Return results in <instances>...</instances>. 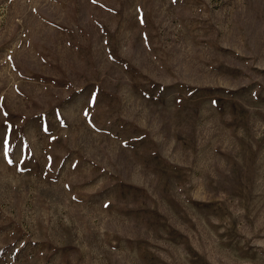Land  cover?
<instances>
[{"label":"rangeland","instance_id":"obj_1","mask_svg":"<svg viewBox=\"0 0 264 264\" xmlns=\"http://www.w3.org/2000/svg\"><path fill=\"white\" fill-rule=\"evenodd\" d=\"M0 264H264V0H0Z\"/></svg>","mask_w":264,"mask_h":264}]
</instances>
